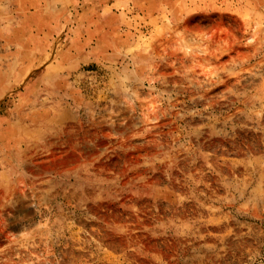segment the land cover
<instances>
[{
	"label": "rangeland",
	"instance_id": "1",
	"mask_svg": "<svg viewBox=\"0 0 264 264\" xmlns=\"http://www.w3.org/2000/svg\"><path fill=\"white\" fill-rule=\"evenodd\" d=\"M41 103L0 264H264V0H0V129Z\"/></svg>",
	"mask_w": 264,
	"mask_h": 264
},
{
	"label": "bare ground",
	"instance_id": "2",
	"mask_svg": "<svg viewBox=\"0 0 264 264\" xmlns=\"http://www.w3.org/2000/svg\"><path fill=\"white\" fill-rule=\"evenodd\" d=\"M44 104L41 103L39 106L33 104L31 108L26 111L18 112V122L16 124H9L6 129H0V140L1 138H6L8 141L21 142L22 136L20 131L25 129L26 123H29V126H38L40 124H50L53 122H58L59 117H47L42 119L39 116V112L43 110ZM18 123V124H17ZM12 150H16L18 153L22 151L20 148H9V153H12ZM50 156V154H49ZM35 156H32L33 159ZM0 163V168H3ZM14 167V166H13ZM12 172V171H11ZM15 172V171H14ZM18 172V171H17ZM3 175H0V179H3ZM225 247L222 248L216 244H207L204 243L197 247L196 252H193L188 257V260L185 264H229L225 258L223 252ZM222 249V250H221Z\"/></svg>",
	"mask_w": 264,
	"mask_h": 264
}]
</instances>
